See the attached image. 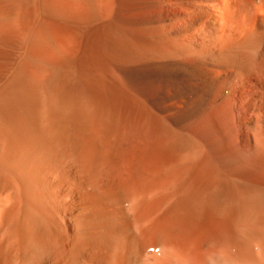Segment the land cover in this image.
I'll return each instance as SVG.
<instances>
[{
	"label": "bare ground",
	"instance_id": "6f19581e",
	"mask_svg": "<svg viewBox=\"0 0 264 264\" xmlns=\"http://www.w3.org/2000/svg\"><path fill=\"white\" fill-rule=\"evenodd\" d=\"M0 264H264V0H0Z\"/></svg>",
	"mask_w": 264,
	"mask_h": 264
}]
</instances>
